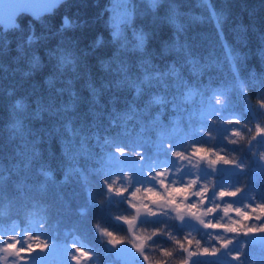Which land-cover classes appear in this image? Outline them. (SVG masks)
<instances>
[{
    "label": "trees",
    "instance_id": "1",
    "mask_svg": "<svg viewBox=\"0 0 264 264\" xmlns=\"http://www.w3.org/2000/svg\"><path fill=\"white\" fill-rule=\"evenodd\" d=\"M111 8L70 0L0 37V231L36 228L56 248L78 236L103 263L102 232L131 242L123 218L133 215L106 190V158L118 148L153 153L156 130L171 121L151 107L155 98L221 92L230 108L256 107L264 122V0H127L119 23ZM222 131L208 124L194 143L250 167L256 131L245 127L239 140ZM247 177L234 188L246 190ZM167 220L137 227L152 234L154 264H171L174 241L189 238Z\"/></svg>",
    "mask_w": 264,
    "mask_h": 264
},
{
    "label": "rangeland",
    "instance_id": "2",
    "mask_svg": "<svg viewBox=\"0 0 264 264\" xmlns=\"http://www.w3.org/2000/svg\"><path fill=\"white\" fill-rule=\"evenodd\" d=\"M126 1L127 0H111L112 8L110 10L113 13L112 18L117 19L116 23H119V15L121 14L120 6L126 3ZM174 77H178V75L175 74ZM241 91L243 92V90ZM185 92H183L182 95L181 91L171 96L165 94V96L155 98L151 104L152 108L167 115L169 118L168 120H171L172 118H179L183 124L184 131L177 135L166 137L165 140L159 142V148L156 147V138L154 142L155 148L152 150L153 153H146L147 151L136 149L134 147L127 148V154L124 156L117 154L120 148H118L117 151L111 152V163L107 162V158L105 162L106 166H109L108 171L112 175V178L107 181V184L111 183L115 187H127L129 184H131V188L133 189L137 186H143L145 188L149 186L155 187V182L149 178V174L154 173L155 171L162 168H169L173 172L172 180L174 181L179 180L180 182H184L189 178L194 179L197 176H199L202 183H209L210 181L214 180L215 187L211 192V197L213 200H215L219 190L229 189L232 187L231 182L233 181V178H235V181L238 182L242 176L247 175L248 177L244 185L248 188L245 190V188L242 187L243 192L239 198L234 200H226L223 202L215 201V203L221 204V206L230 203L236 207L245 208V210H247L246 205L248 204L255 205L256 203H260V199L257 197V194H259V188L257 186L263 181L262 178L264 177V161L261 160V156H264V136L257 139H253L252 137V140L249 141L248 148L253 158L251 161V166L248 167L244 164V162L237 161L240 167H237L238 173L235 175L232 174L229 166L219 165L216 170L213 171L205 163L201 164L199 169H195L191 167V165H188L187 162L181 164L180 161L174 159L172 156V153L175 151H184L186 154L190 153L192 146L195 144V132V136H198L199 134L204 136L205 132L207 131L208 124L223 127L222 132L226 134V137L232 136L237 140L241 138L243 129L245 127H249L250 131H256L258 126L264 127V122L262 123L259 121L257 108L253 107V109H251L249 106H247L246 109L243 110L246 112V114H244V112L239 107L230 108L224 95L222 96L221 92L214 91H202L196 97L194 103L187 104L185 103ZM180 102H182L183 105H180ZM181 106L182 108H180ZM184 118L186 121L183 120ZM192 119L196 120V123H198L197 126L194 127V123L191 122ZM190 124H192V127H188ZM234 132H239L241 135L239 137L234 136ZM253 135L255 136L256 132H254ZM199 138L200 137L198 136V139ZM224 139L226 140L227 138ZM169 144L171 145L170 148L166 146ZM175 144L177 145L174 148L173 146ZM118 165H120L121 168L116 170ZM181 168H183V171H179ZM129 176L131 177V181H129L127 178ZM224 184L226 185L225 187H223ZM220 186H222V188H220ZM109 195L111 199L127 200L128 202V197H117L114 193L110 192ZM208 206H211V203ZM129 209L134 215L133 210L130 207ZM158 211H160L161 214L154 217L145 215L143 218L145 219L147 217L145 220H149L150 218L151 221L155 222H161L164 221V219H168V222H172V219H176V215L172 211H166L164 209H158ZM237 219L239 218L235 217L234 215L231 217H224L222 213H218L215 217H207L206 222H218L222 220L223 223L229 224L232 220ZM177 221L180 220L177 219ZM187 221H189V218H186L183 221V225L181 224V226H187ZM125 225L132 233L131 242H126L120 246H113L108 242V238L106 237L101 241L104 243V245H99V248L105 252L106 259L109 261V264H154L153 258L147 255V248L144 251V255H147L149 260L146 262L143 256L138 253L134 247V245L137 243V241L134 239V233L135 235H141L140 228H134L133 230H130L129 226L127 224ZM248 226L264 227V220H252ZM95 230L99 232L97 229ZM203 230L204 231H199V233L197 231H192L193 233L191 234L193 238L199 237L196 235L203 236L206 243L211 246L209 249L215 248L220 250L218 256L209 257L210 263L264 264V240L260 243L256 242L258 244H250L247 240V236L244 235H237L205 228H203ZM258 235H262L264 237V234ZM29 236L35 237L32 227H29L28 230L24 232H17V230L7 234L0 232V264H37V259H39L42 255H49L51 253L52 255L50 258L54 259L53 264H71L69 260V253L72 251V249L70 246L68 248H63L62 250L51 246L52 248H50L47 252H38L37 254L29 256L28 258L25 256L19 257L8 255L2 251L4 247L14 242L12 238H15L21 242V246H19L20 248H27L29 243L32 241L28 239ZM150 236H152V234H149L148 242L150 241L149 244H153L154 239H152ZM220 240H231L234 241V243L231 244L229 248L224 249L221 248L219 243ZM75 244L78 245L77 243ZM196 250V248L192 249V251ZM174 251L175 255L172 257V263L184 264L186 253L179 250L178 247L176 250L174 249ZM235 254L241 255V259L239 261L232 259V256ZM206 258L207 257L196 256L193 258L194 260L192 259L191 264H203ZM92 261V264H104L102 261L98 262L94 259H92ZM86 264L90 263L86 262Z\"/></svg>",
    "mask_w": 264,
    "mask_h": 264
},
{
    "label": "snow or ice",
    "instance_id": "3",
    "mask_svg": "<svg viewBox=\"0 0 264 264\" xmlns=\"http://www.w3.org/2000/svg\"><path fill=\"white\" fill-rule=\"evenodd\" d=\"M199 95L196 89H186L185 103H194L196 97ZM159 102V101H157ZM238 123V122H237ZM143 133L145 129L141 128ZM184 131L183 124L179 118H172L170 121V127L156 130L157 144L159 148V142L165 140L166 137L171 135H177ZM234 136H240L239 132H234ZM264 136V128L258 127L256 135L253 139ZM242 138V137H241ZM171 147V145H166ZM118 155L124 156L127 154L126 149H119ZM174 159L180 161L181 164L187 162L188 165L195 169H199L201 164H207L213 171L219 165L240 167L238 162L232 159H228L218 152L213 151L209 147L200 144H194L190 153L184 151H175L172 153ZM261 160L264 161V156H261ZM107 162L111 163V154L107 157ZM243 170V169H241ZM179 171H183L181 168ZM173 172L169 168H162L149 174V178L155 182V187L149 186L147 188L143 186H137L134 189L131 188V184L127 187H115L113 184H107L106 190L110 193H114L117 197H128V205L133 210L134 215L130 217H124L123 221L129 226L130 230H133L142 216H157L160 213L158 209H164L166 211H172L175 213L176 218L183 222L186 218L192 219L203 226L205 229H211L216 231H224L226 233H233L237 235L252 236L258 234H264V227L261 226H248L252 220H264V202L248 204L246 209L242 207H236L233 204H221L215 203V201L234 200L239 198L243 189H221L217 192L215 200L211 197V192L215 187V181L212 180L209 183H202L199 176L196 178H189L184 182L179 180H172ZM131 181V177H127ZM118 183V181H117ZM91 193H89V199H91ZM211 203V206H208ZM218 213H222L224 217L235 216L239 219L232 220L231 223L225 224L223 221L206 222L207 217H215ZM159 235V232L155 233ZM102 235L108 238V242L113 246H120L126 243L125 240L118 235L111 232H102ZM13 239V243L8 244L2 249L3 252L8 255H14L19 257L30 256L36 252H47L49 250V243L40 237L29 236V240L33 242L28 245L27 248H20V242ZM134 239L137 243L134 245L137 252L140 253L145 261L149 260L147 255H144L145 249L148 247V238L143 235H135ZM175 244L179 250L186 253L184 264H191V261L196 256L201 257H216L219 255V249H209L203 247L200 241L192 238H185L184 240L176 239ZM221 248L227 249L234 241H219ZM72 251L69 253V260L71 264H86L94 258V254L89 252L86 248H82L76 244L70 245ZM193 247L197 250L192 251ZM165 256H171L172 253L165 251ZM232 259L239 261L241 259L240 254H235Z\"/></svg>",
    "mask_w": 264,
    "mask_h": 264
},
{
    "label": "water",
    "instance_id": "4",
    "mask_svg": "<svg viewBox=\"0 0 264 264\" xmlns=\"http://www.w3.org/2000/svg\"><path fill=\"white\" fill-rule=\"evenodd\" d=\"M70 0H0V37L10 31L16 30L20 26V20L23 17H29L33 21H39L42 18L52 16L65 3ZM65 27L70 26L68 18L64 21ZM235 172L236 168L231 167ZM199 229H203L199 223H195ZM251 242H261V235H252L248 237Z\"/></svg>",
    "mask_w": 264,
    "mask_h": 264
},
{
    "label": "flooded vegetation",
    "instance_id": "5",
    "mask_svg": "<svg viewBox=\"0 0 264 264\" xmlns=\"http://www.w3.org/2000/svg\"><path fill=\"white\" fill-rule=\"evenodd\" d=\"M193 221L194 220H192V219H189V221H187V223L188 224H186L187 226H186V228L188 229V230H195V228H194V225H193ZM181 222V221H180ZM182 224L184 223V222H181ZM185 225V224H184ZM194 260V259H193ZM198 262H200V261H198ZM192 263V262H191ZM216 264H219V263H216Z\"/></svg>",
    "mask_w": 264,
    "mask_h": 264
}]
</instances>
